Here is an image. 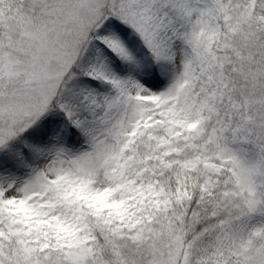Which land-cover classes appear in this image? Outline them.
Masks as SVG:
<instances>
[{
	"label": "snow or ice",
	"instance_id": "snow-or-ice-1",
	"mask_svg": "<svg viewBox=\"0 0 264 264\" xmlns=\"http://www.w3.org/2000/svg\"><path fill=\"white\" fill-rule=\"evenodd\" d=\"M0 264H264V0H0Z\"/></svg>",
	"mask_w": 264,
	"mask_h": 264
}]
</instances>
